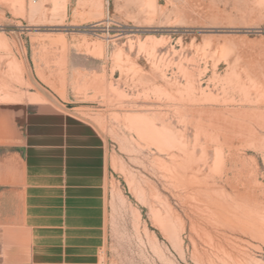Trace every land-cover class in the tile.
I'll use <instances>...</instances> for the list:
<instances>
[{
  "label": "rangeland",
  "instance_id": "1",
  "mask_svg": "<svg viewBox=\"0 0 264 264\" xmlns=\"http://www.w3.org/2000/svg\"><path fill=\"white\" fill-rule=\"evenodd\" d=\"M64 1L0 0V105L105 139L99 264H264V0Z\"/></svg>",
  "mask_w": 264,
  "mask_h": 264
},
{
  "label": "crops",
  "instance_id": "2",
  "mask_svg": "<svg viewBox=\"0 0 264 264\" xmlns=\"http://www.w3.org/2000/svg\"><path fill=\"white\" fill-rule=\"evenodd\" d=\"M67 111L0 105V264H99L105 139Z\"/></svg>",
  "mask_w": 264,
  "mask_h": 264
},
{
  "label": "bare ground",
  "instance_id": "3",
  "mask_svg": "<svg viewBox=\"0 0 264 264\" xmlns=\"http://www.w3.org/2000/svg\"><path fill=\"white\" fill-rule=\"evenodd\" d=\"M15 2L18 4V5H21L22 4V0H15ZM65 1L64 0H53V6L55 8H60L64 5ZM184 135V134H183ZM182 135V136H183ZM184 137V136H183ZM183 140V138H182ZM186 140V139H185ZM186 144V143H185ZM188 151V150H187ZM188 158V157H187ZM189 160V159H188Z\"/></svg>",
  "mask_w": 264,
  "mask_h": 264
},
{
  "label": "built area",
  "instance_id": "4",
  "mask_svg": "<svg viewBox=\"0 0 264 264\" xmlns=\"http://www.w3.org/2000/svg\"><path fill=\"white\" fill-rule=\"evenodd\" d=\"M32 4H37L39 3L41 0H29Z\"/></svg>",
  "mask_w": 264,
  "mask_h": 264
}]
</instances>
